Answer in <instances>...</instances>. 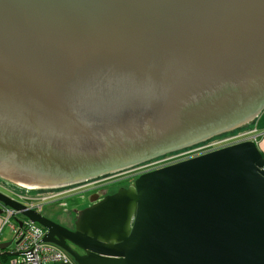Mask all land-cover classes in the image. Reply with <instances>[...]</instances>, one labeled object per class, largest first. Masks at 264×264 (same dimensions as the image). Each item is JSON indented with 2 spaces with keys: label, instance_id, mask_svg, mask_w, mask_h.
I'll return each mask as SVG.
<instances>
[{
  "label": "water",
  "instance_id": "1",
  "mask_svg": "<svg viewBox=\"0 0 264 264\" xmlns=\"http://www.w3.org/2000/svg\"><path fill=\"white\" fill-rule=\"evenodd\" d=\"M263 112L264 0H0V179L12 185L114 178ZM254 133L141 172L76 211L73 231L2 193L0 215L40 226L65 264H264Z\"/></svg>",
  "mask_w": 264,
  "mask_h": 264
},
{
  "label": "built area",
  "instance_id": "2",
  "mask_svg": "<svg viewBox=\"0 0 264 264\" xmlns=\"http://www.w3.org/2000/svg\"><path fill=\"white\" fill-rule=\"evenodd\" d=\"M240 135L226 138L206 147L195 150L197 152L192 151L194 153H183L178 155L177 157L174 156L162 160L161 162L157 161L151 163L142 167L140 169V173L145 172V170L147 171V169L151 167L154 168H151L149 170L158 169L174 162L189 159L198 155L207 154L208 152L225 148L238 142L240 143L244 141L243 139L250 138L248 136H246L245 138H239L241 137ZM182 156L185 157L181 158ZM18 198L22 199L23 201H25L26 199L23 197ZM45 201L46 199L41 200L40 202L44 203ZM22 204L27 208L35 210L37 212H39L41 208L40 204H36L32 201L27 202L26 200L25 203ZM3 213V215H0V233L2 232V229L4 227H8L12 234V240L10 243V245L12 244V247L7 249V251L11 254L10 256H8L10 257V260L7 262V264H65L70 262V257L65 252L55 248L54 246L42 243V238L45 234V231L40 226L31 224L27 220L20 219L21 221H16V212L9 208H5Z\"/></svg>",
  "mask_w": 264,
  "mask_h": 264
},
{
  "label": "rangeland",
  "instance_id": "3",
  "mask_svg": "<svg viewBox=\"0 0 264 264\" xmlns=\"http://www.w3.org/2000/svg\"><path fill=\"white\" fill-rule=\"evenodd\" d=\"M261 115H260L261 117H259L260 119L258 118L256 120L255 125L251 124L247 128L246 127L241 128L240 130L237 131L238 134H235V136L236 135H239V134H243L245 132H252V130H254V129H255V131H253V132L256 133V128H257V131H260V127H261L262 121L264 120V112ZM230 137H233V136H230ZM230 137H228V138H230ZM220 140H224V139L221 136L214 137V138L209 139V140H207V141H205L203 143H200L198 145H194V146L185 148V149L181 150V152L182 153L192 152V151H195L197 149H200V148L206 147L208 145H211L213 143H216V142H218ZM255 142L258 145V141H257L256 138H255ZM195 152H197V151H195ZM192 153H194V152H192ZM167 155H175V152L174 153L167 154ZM175 157H177V156H175ZM152 161H150V162H152ZM150 162H147L146 165L147 164H151ZM130 173H132V172H130ZM130 173H128V174L125 173L126 176L123 179H121V180H129L130 178H127V177H128V175ZM137 173L138 172H136L134 174H137ZM99 178L101 180H103V182L101 181V183H105V182H109L110 181L109 183H106V185H105V188L110 189L109 190V194L110 193L111 194H114L119 189L118 187H120V188H127V184L126 183H123L119 179L114 180V181H111V180H113L115 178H109V177H106V176L105 177H99ZM116 178H118V177H116ZM96 180H99V179L96 178V179L90 180V181H88L86 183L90 184L91 182L93 183V181H96ZM120 182H121V184H120ZM86 183H84V184H86ZM84 184H79V185L84 186ZM0 185L2 186V187H0V193H2L4 195H7V196L11 197L12 199H14L16 201H19L20 203H24L23 200H21V201L18 200L19 198L17 196L13 195L8 190H6V189H9L11 192H13V191H15L14 189H12L11 187H8V186L4 185L3 183H0ZM79 185H76V186L79 187ZM76 186H71V187H68V188H64L63 190H55V193L52 192L53 194H47V195H44V194H41V193L36 194V193H33L32 192L33 195H28V197H30V198H27V199H43V198L46 199V201L43 203L44 204L43 206H45L44 209H48V207H52V208L59 209V207H61V205L66 206V208H69V210H72L73 208L76 209L77 206L81 205L85 201L86 196H89L91 193H94V192H92V190H93L92 188H89V189H87V191H84L82 193H78V191H80L78 189L72 191L73 187H76ZM15 189H17L19 191V188H15ZM98 189H100V188H97V190ZM15 192H17V191H15ZM28 192H31V191H28ZM17 193H19V192H17ZM20 193H22V195L24 194L23 192H20ZM44 193H46V192H44ZM25 195L26 194H24V196ZM101 195L104 196V194H101ZM33 202L36 203V204H41L40 201H33ZM58 203H60V204H58ZM56 204H58V205H56ZM57 206H59V207H57ZM17 217L18 218H22L21 215H17ZM16 221H21V220L20 219H17ZM4 228H5V230H4ZM4 228H3L4 234L6 233V238L10 242L11 241L10 239L12 238V236L10 234V231L7 229L8 227H4ZM9 247H12V244Z\"/></svg>",
  "mask_w": 264,
  "mask_h": 264
},
{
  "label": "flooded vegetation",
  "instance_id": "4",
  "mask_svg": "<svg viewBox=\"0 0 264 264\" xmlns=\"http://www.w3.org/2000/svg\"><path fill=\"white\" fill-rule=\"evenodd\" d=\"M254 130H252V132ZM254 135H255V133L253 134V136ZM120 178H118V179L121 180ZM122 178H124V177H122ZM114 180H117V179H113L111 181H114ZM7 181L10 182L9 180H7ZM101 181L103 182V180L99 179V180L93 181V183L91 182L90 184H88V183L84 184V185H89V186L86 189L80 190L81 192L78 191V193H82L84 191H87V189H89V188H92L93 189L92 192H94V193H91L89 196H86L85 201L81 205L77 206L76 209L73 208L72 210H69V208H66V206H64V205H61L62 208L57 206V207H59V209L52 208V207H48V209H44L45 206H43L44 204L41 203L40 204L41 208H40L39 212L43 215V217H45L49 221L63 227L64 229H67L69 231H73L74 230L73 220L76 216V211L83 210L87 207H90V206L96 204L98 201H100L105 196L111 195V193L109 194L110 189L105 188L106 183H109L110 181L105 182V183H101ZM123 181H125V180H123ZM129 184H131V182H129L127 184V187L129 186ZM13 186H14V188H22L16 184ZM16 186H18V187H16ZM76 187H78V186H76ZM76 187H73L72 190H75ZM97 188H100V189L97 190ZM118 188H120V187H118ZM36 191H38V190H36ZM21 192H28V191L25 189L23 191L21 190ZM101 194H104V196ZM13 195H15V194H13ZM24 198L27 199L30 197H24ZM41 200H44V198L43 199H27V202L41 201ZM25 201H24V203H25ZM58 204H60V203H58ZM58 204H56V205H58Z\"/></svg>",
  "mask_w": 264,
  "mask_h": 264
},
{
  "label": "trees",
  "instance_id": "5",
  "mask_svg": "<svg viewBox=\"0 0 264 264\" xmlns=\"http://www.w3.org/2000/svg\"><path fill=\"white\" fill-rule=\"evenodd\" d=\"M255 124V123H254ZM249 125H251V124H249ZM249 125L248 126H245L246 128L247 127H249ZM238 130H240V129H237V130H234V131H232V132H229V133H226V134H224V135H221V137L223 138V139H226V138H228V137H230V136H233V137H235V134H238L237 133V131ZM241 132V131H240ZM239 132V133H240ZM240 135V134H239ZM236 136H238V135H236ZM219 137V136H218ZM180 154H183L181 151H178V152H175V155H166V156H164V157H161V158H158V159H155V160H153L152 162H150V161H148V162H150V163H154V162H161L162 160H165V159H168V158H171V157H174V156H178V155H180ZM263 156H264V153H263ZM185 156H182L181 158H184ZM146 163L147 162H145V163H142V164H137V165H135V166H133V167H131L130 169H127L126 171H125V173L126 174H128V173H130V172H132V173H130L129 175H128V177L127 178H130L129 180H125V181H123L122 180V182L123 183H126V184H128L129 182H133L136 178H137V176L140 174V169L142 168V167H144V166H146ZM147 165H149V164H147ZM157 166V165H156ZM136 172H138L137 174H134V173H136ZM126 174H122V175H120V176H117L118 178H120V179H123L122 177H125L126 176ZM137 175V176H136ZM115 179H118V178H116V177H114ZM97 179H100V178H97ZM0 183H3L4 185H6V186H8V187H11L12 189H14L15 191H17V192H21V190L23 191V190H25L24 188H19V191L18 190H16L15 188H14V186L11 184V182H8V181H5V180H2V179H0ZM120 184H121V182H120ZM15 185V184H14ZM1 186V185H0ZM2 187V186H1ZM16 187H18V186H16ZM4 188V187H3ZM5 189V188H4ZM120 189V188H119ZM118 189V190H119ZM6 190H8L10 193H12V194H15V196H17V197H28V195H33L32 194V192L33 193H36V194H38V193H41V194H44V195H47V194H53V193H55V190H38V191H36V190H28V191H31V192H23L24 194H26L25 196H24V194L22 195V193H17V192H15V191H13V192H11L9 189H6ZM27 190V189H26ZM59 190H63V189H59ZM44 192H46V193H44ZM53 192V193H52ZM10 260V257H7V256H0V264H7V262Z\"/></svg>",
  "mask_w": 264,
  "mask_h": 264
},
{
  "label": "crops",
  "instance_id": "6",
  "mask_svg": "<svg viewBox=\"0 0 264 264\" xmlns=\"http://www.w3.org/2000/svg\"><path fill=\"white\" fill-rule=\"evenodd\" d=\"M262 116V115H261ZM260 116V117H261ZM260 119V118H259ZM255 125V124H254ZM259 130V129H258ZM255 137L258 141V148L261 152H264V120L262 121V124H261V127H260V131H257V128H256V133H255ZM1 219V218H0ZM9 231L10 229L7 228ZM6 229V230H7ZM5 230V228H4ZM4 230L2 229V232L0 233V244H7V243H11V241L9 242L6 238V233L4 234ZM10 234H11V231H10ZM12 236V234H11ZM12 240V238L10 239ZM10 248V247H9ZM6 252V251H5ZM4 251L0 253V255H3ZM4 256V255H3ZM8 257V256H7Z\"/></svg>",
  "mask_w": 264,
  "mask_h": 264
},
{
  "label": "clouds",
  "instance_id": "7",
  "mask_svg": "<svg viewBox=\"0 0 264 264\" xmlns=\"http://www.w3.org/2000/svg\"><path fill=\"white\" fill-rule=\"evenodd\" d=\"M17 219H20V218H18V217L16 216L15 220H17ZM6 251H7V250H6ZM0 256H3V255H0Z\"/></svg>",
  "mask_w": 264,
  "mask_h": 264
}]
</instances>
